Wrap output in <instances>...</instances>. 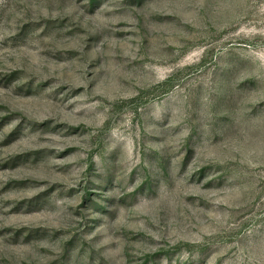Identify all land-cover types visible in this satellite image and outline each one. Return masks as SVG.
<instances>
[{
	"label": "rangeland",
	"instance_id": "rangeland-1",
	"mask_svg": "<svg viewBox=\"0 0 264 264\" xmlns=\"http://www.w3.org/2000/svg\"><path fill=\"white\" fill-rule=\"evenodd\" d=\"M0 264H264V0H0Z\"/></svg>",
	"mask_w": 264,
	"mask_h": 264
}]
</instances>
